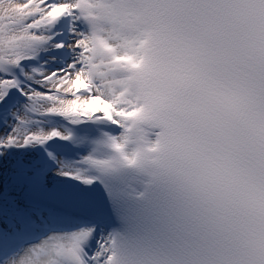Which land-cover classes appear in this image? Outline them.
I'll return each instance as SVG.
<instances>
[{
  "label": "clouds",
  "instance_id": "clouds-1",
  "mask_svg": "<svg viewBox=\"0 0 264 264\" xmlns=\"http://www.w3.org/2000/svg\"><path fill=\"white\" fill-rule=\"evenodd\" d=\"M119 211L103 264H264V0H64Z\"/></svg>",
  "mask_w": 264,
  "mask_h": 264
},
{
  "label": "snow or ice",
  "instance_id": "snow-or-ice-1",
  "mask_svg": "<svg viewBox=\"0 0 264 264\" xmlns=\"http://www.w3.org/2000/svg\"><path fill=\"white\" fill-rule=\"evenodd\" d=\"M84 32L64 0H0V264H103L95 137L124 113L85 75Z\"/></svg>",
  "mask_w": 264,
  "mask_h": 264
}]
</instances>
